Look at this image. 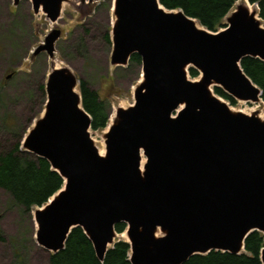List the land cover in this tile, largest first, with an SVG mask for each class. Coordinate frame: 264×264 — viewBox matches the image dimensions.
Masks as SVG:
<instances>
[{
  "label": "water",
  "instance_id": "water-1",
  "mask_svg": "<svg viewBox=\"0 0 264 264\" xmlns=\"http://www.w3.org/2000/svg\"><path fill=\"white\" fill-rule=\"evenodd\" d=\"M67 1L31 0L34 12L52 22ZM113 15L110 63L126 66L133 53L142 58L135 101L116 109L102 153L90 133L80 78L52 64L44 113L21 142L64 179L33 210L37 243L56 253L80 226L103 261L118 240L115 225L125 223L131 264L244 252L251 232L264 235V117L232 109L212 88L263 102L241 66L245 56L264 60L262 17L237 3L214 32L160 0H113ZM60 36L53 28L35 54L53 59ZM191 66L198 80L189 78ZM260 255L264 264V246Z\"/></svg>",
  "mask_w": 264,
  "mask_h": 264
},
{
  "label": "rangeland",
  "instance_id": "rangeland-1",
  "mask_svg": "<svg viewBox=\"0 0 264 264\" xmlns=\"http://www.w3.org/2000/svg\"><path fill=\"white\" fill-rule=\"evenodd\" d=\"M243 2L248 7L250 3L260 16L258 6L249 0H237L230 12L237 3ZM113 20V0H87L84 3L69 0L63 4L57 22L50 21L42 11L35 13L31 0H20L18 4L14 0H0V152L21 143L43 115L47 100L46 81L53 63L68 66L80 82L85 79L98 90L110 102L111 117L118 107L134 103V89L142 79L141 68L116 67L110 63ZM55 27L61 30V36L55 42L54 58L46 51L35 54V49ZM108 33L110 42L106 38ZM199 77L200 74L194 78L189 75L192 80ZM212 90L232 109L257 112L264 117L263 102L236 100L232 103L218 95L214 87ZM78 91H81L80 85ZM107 129L108 125L103 130L90 129L102 153L105 152ZM33 210L29 217L25 215L0 188V264H50L49 251L36 241ZM118 239L127 240V236L122 232Z\"/></svg>",
  "mask_w": 264,
  "mask_h": 264
},
{
  "label": "trees",
  "instance_id": "trees-1",
  "mask_svg": "<svg viewBox=\"0 0 264 264\" xmlns=\"http://www.w3.org/2000/svg\"><path fill=\"white\" fill-rule=\"evenodd\" d=\"M237 0H160L168 9H182L188 16L196 18L200 25L211 31L225 27V16L233 8ZM258 6L260 16L264 19V0H249ZM110 42L109 33L106 34ZM142 58L133 53L127 67L141 68ZM241 66L252 81L260 87L264 102V60L258 57L245 56ZM194 67L189 68V75L199 76ZM82 104L91 116L92 130H103L111 117V105L101 96L98 90L91 87L88 81L81 79ZM214 91L223 98L234 103L236 100L222 88L214 86ZM64 185L63 177L55 171L48 160L22 149L18 142L9 150L0 152V188L11 197L13 204L18 206L28 217L31 211L47 203L50 197ZM125 223H117L118 233L126 230ZM264 246V235L260 231L251 232L245 240V251L240 254L229 251L212 250L206 254H195L182 264H262L260 251ZM130 243L118 239L110 247L103 259L99 260L92 242L82 227L72 229L67 237L65 247L50 254V264H131Z\"/></svg>",
  "mask_w": 264,
  "mask_h": 264
},
{
  "label": "bare ground",
  "instance_id": "bare-ground-1",
  "mask_svg": "<svg viewBox=\"0 0 264 264\" xmlns=\"http://www.w3.org/2000/svg\"><path fill=\"white\" fill-rule=\"evenodd\" d=\"M249 3V2H248ZM249 8L251 9V10H253V6L249 3ZM257 14V13H256ZM257 16L258 17H260L258 14H257ZM262 21H264L263 19H262ZM57 66H60L59 64H57ZM99 148V147H98ZM100 150V149H99ZM104 151V150H103ZM100 152H102V150L100 151ZM144 159V158H143Z\"/></svg>",
  "mask_w": 264,
  "mask_h": 264
}]
</instances>
